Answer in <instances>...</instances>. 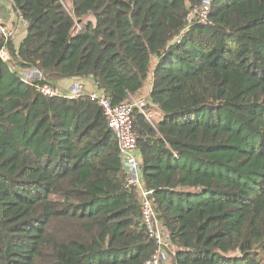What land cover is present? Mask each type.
Masks as SVG:
<instances>
[{
    "label": "trees",
    "instance_id": "trees-1",
    "mask_svg": "<svg viewBox=\"0 0 264 264\" xmlns=\"http://www.w3.org/2000/svg\"><path fill=\"white\" fill-rule=\"evenodd\" d=\"M201 2L9 3L26 35L0 32V264H145L157 247L97 100L39 90L68 77L162 114L131 119L170 264H264V0H210L206 23Z\"/></svg>",
    "mask_w": 264,
    "mask_h": 264
},
{
    "label": "built area",
    "instance_id": "built-area-1",
    "mask_svg": "<svg viewBox=\"0 0 264 264\" xmlns=\"http://www.w3.org/2000/svg\"><path fill=\"white\" fill-rule=\"evenodd\" d=\"M3 1L12 3V0ZM209 7L210 0H202L201 4L194 9V13H196L195 18L198 22H207L206 17ZM17 14L19 13L17 12ZM0 32L5 37L11 36V30L5 25H0ZM39 75L40 73L36 70H28L24 72L23 77L27 80L30 76L38 77ZM39 90L47 97H53L58 94L55 89L48 84L41 85ZM80 90V84L78 82H74L72 85V92L70 95H67V97H79L82 95ZM90 96L91 98L96 99L98 104L101 106L108 127L112 130L117 139L119 151L124 160V167L128 173L125 186L134 187L138 191L140 196L142 223L147 233L154 240L157 246L145 264H163L168 258L166 248L169 237L168 233L161 228L160 222L156 218V213L151 199L152 191L145 189L143 185V177L140 170L141 158L136 147V136L132 130L131 114L135 108H137L146 117V119L151 122L150 114L146 111L148 101L141 98H132L129 101L113 105L108 98L104 97L100 93H92Z\"/></svg>",
    "mask_w": 264,
    "mask_h": 264
},
{
    "label": "crops",
    "instance_id": "crops-1",
    "mask_svg": "<svg viewBox=\"0 0 264 264\" xmlns=\"http://www.w3.org/2000/svg\"><path fill=\"white\" fill-rule=\"evenodd\" d=\"M0 23L7 26L11 30L10 39L14 48H18L20 42L26 35V25L25 22L17 14L14 7L3 0H0ZM7 55V51H4L3 57L7 58ZM74 82H78L80 84V92L82 94L91 95L92 93L100 92L98 91L92 78L68 77L58 81H54L53 85L57 93L67 96L72 92V85ZM154 114L158 118V121L162 118L161 113L155 112Z\"/></svg>",
    "mask_w": 264,
    "mask_h": 264
},
{
    "label": "rangeland",
    "instance_id": "rangeland-1",
    "mask_svg": "<svg viewBox=\"0 0 264 264\" xmlns=\"http://www.w3.org/2000/svg\"><path fill=\"white\" fill-rule=\"evenodd\" d=\"M150 87V86H149ZM59 94V93H58ZM141 99H143L142 97H140ZM152 121H154V122H157L158 121V118L155 116V114L153 113L152 114ZM197 200V199H196ZM168 245H169V243H168ZM171 249V247H170V245H169V249H168V253H169V255H168V258H167V260H166V262H167V264H170V262H171V255H170V250ZM166 264V263H165Z\"/></svg>",
    "mask_w": 264,
    "mask_h": 264
}]
</instances>
